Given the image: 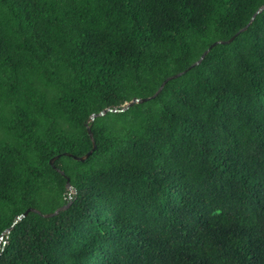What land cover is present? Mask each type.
Segmentation results:
<instances>
[{
    "label": "trees",
    "instance_id": "trees-1",
    "mask_svg": "<svg viewBox=\"0 0 264 264\" xmlns=\"http://www.w3.org/2000/svg\"><path fill=\"white\" fill-rule=\"evenodd\" d=\"M263 6L0 0V264H264Z\"/></svg>",
    "mask_w": 264,
    "mask_h": 264
},
{
    "label": "water",
    "instance_id": "water-1",
    "mask_svg": "<svg viewBox=\"0 0 264 264\" xmlns=\"http://www.w3.org/2000/svg\"><path fill=\"white\" fill-rule=\"evenodd\" d=\"M263 11H264V6L261 7V8H260V9L254 14V16L252 17L250 23H249L245 28H243L240 32H238V33H237V34H236L231 40H229V41H219V42L214 43V44H213V45H212V46H211V47H210V48H209V49H208V50H207V51L201 56V58H200L195 64H193L188 70H186V71H184V72H182V73H179V74H177V75H175V76H172V77L168 78V79H167V80L161 85V87L159 88L158 92H157L153 97H151V98H145V99H138V98H136V99H134L131 103H129V104H127L126 106H124L122 109H118V108H112V109H111V108H109V109H105V110L102 111L101 113L93 114V115L90 117V119H89V124H90V123H93V122H94L96 119H98V118H101V117H105V116H107L109 113H121V112H125V111L129 110L131 107L135 106L136 104H144V103H147V102L150 101V100L156 99V98L162 93V91L164 90V88L166 87V85H167L170 81L175 80V79H179L180 77L184 76V75H185L187 72H189L190 70H192V69L198 67L199 65H201L202 62L204 61V59L208 56V54L212 51V49H213L214 47H216V46H218V45H228V44H231V43H232V42H233L238 36H240L242 33L246 32V31L250 28V26L253 24V22L256 20V18H257L260 14L263 13ZM88 133H89L90 138H91L92 143H93V149H92V150H91V151H90L85 157H77V156H73V155L68 154V153L64 154L63 156L73 158L74 160H76V161H80V162H85L86 160H88V159L93 155V153L97 150V144H96L95 137H94V134L92 133V130H91V126H90V125H88ZM61 157H62V155H58V156H56L55 158H53L52 161H51V165H52V166H55L56 161L59 160ZM59 172H60L63 176H65V173H64V172H62V171H60V170H59ZM67 188H68V190H70L71 192H73V188H72V186H71V184H70V180H67ZM69 206H70V205H68V206H66V207H64V208H60V209H58L55 213L47 214V215L42 214V213H41L39 210H37V209L30 208V209H28L23 215H21V216H19V217L17 218V220L15 221L14 225L12 226L11 229H9V230L7 231V233L9 234V233L11 232V230L14 228V226H15L18 222H20V221H22L23 219H25L26 217H28V215H29L30 213L38 214V215H40V216H42V217H44V218H53V217L59 215L62 211L67 210V209L69 208Z\"/></svg>",
    "mask_w": 264,
    "mask_h": 264
},
{
    "label": "rangeland",
    "instance_id": "rangeland-1",
    "mask_svg": "<svg viewBox=\"0 0 264 264\" xmlns=\"http://www.w3.org/2000/svg\"><path fill=\"white\" fill-rule=\"evenodd\" d=\"M1 240H2L1 242H3L4 244L6 243V242H4V238H1Z\"/></svg>",
    "mask_w": 264,
    "mask_h": 264
}]
</instances>
